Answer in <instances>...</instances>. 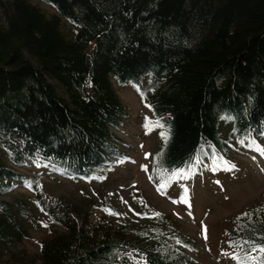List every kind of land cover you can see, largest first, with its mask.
I'll return each instance as SVG.
<instances>
[{
    "label": "trees",
    "instance_id": "16d2710c",
    "mask_svg": "<svg viewBox=\"0 0 264 264\" xmlns=\"http://www.w3.org/2000/svg\"><path fill=\"white\" fill-rule=\"evenodd\" d=\"M37 1L53 13L0 0V195L26 189L58 231L28 260L2 262L0 254V264H193L190 241L165 216L141 226L90 223L44 197L39 178L21 170L103 182L125 152L114 129L127 108L114 85L130 88L149 120L165 126L166 139L151 130L159 182L183 169L186 178L170 182L180 186L225 170L231 151L256 152L264 138V0ZM141 126L150 132L145 118ZM30 203L0 199V252L27 237L21 216ZM223 235L233 264L230 242L264 243V200L233 216Z\"/></svg>",
    "mask_w": 264,
    "mask_h": 264
},
{
    "label": "rangeland",
    "instance_id": "374dc122",
    "mask_svg": "<svg viewBox=\"0 0 264 264\" xmlns=\"http://www.w3.org/2000/svg\"><path fill=\"white\" fill-rule=\"evenodd\" d=\"M29 1L46 15L53 13L49 6L37 0ZM3 24L0 10V25ZM71 28L62 21L61 30L66 37L71 36ZM114 87L127 108V117L114 129L124 143L125 152L103 182L66 179L49 170L30 167L21 172L39 178L44 197L61 200L79 218L87 214L90 223L100 218L115 227L122 222L141 226L153 221L155 213H159L174 224L180 236L190 241L194 249L191 253L193 264H233L223 233L233 216L263 203L264 138L256 152L231 151L224 162L226 169L235 166L231 170L204 171L180 186L173 182L158 190L161 182L151 177L149 160L157 149L158 138L155 132H147L141 126V121L149 115L130 88ZM58 92L61 93L59 89ZM33 196L16 185L9 193L0 195V199L8 202L23 200L28 205L27 199ZM106 208L119 215H110ZM21 221L27 229V237L2 247V262L11 260L12 255L28 260L37 252L41 240L58 231L42 209L31 203Z\"/></svg>",
    "mask_w": 264,
    "mask_h": 264
},
{
    "label": "snow or ice",
    "instance_id": "6c2138e0",
    "mask_svg": "<svg viewBox=\"0 0 264 264\" xmlns=\"http://www.w3.org/2000/svg\"><path fill=\"white\" fill-rule=\"evenodd\" d=\"M150 107V106H149ZM145 127L149 131L159 128L162 129L160 135L162 138H167V133L163 131L164 124L161 123L159 119L152 121L149 120V118H145ZM254 143V141L252 142ZM251 146V145H250ZM264 151V150H262ZM197 163H200L199 160H197ZM219 167V165H217ZM234 165H231L226 170H231L234 168ZM187 171H191V168H189ZM180 178H186L185 176V170L181 169L179 171H173L166 179L162 177V182L160 183L158 190L164 189L166 186L170 184V182L174 179H180ZM43 210V209H42ZM110 215H119V213H115L112 210H107ZM156 216H159V213H155ZM251 214L244 213L243 216L250 217ZM240 219V218H238ZM44 227H47V224L44 225ZM207 230L205 229V232ZM179 243V241H178ZM230 246L237 249V253L233 256V259L237 261V264H264V243L257 245L254 241L251 240H241V241H232L230 242ZM135 264H139L138 261H135V258H132Z\"/></svg>",
    "mask_w": 264,
    "mask_h": 264
},
{
    "label": "water",
    "instance_id": "95a60500",
    "mask_svg": "<svg viewBox=\"0 0 264 264\" xmlns=\"http://www.w3.org/2000/svg\"><path fill=\"white\" fill-rule=\"evenodd\" d=\"M108 209H109V208H106V212H107V213H108V211H107Z\"/></svg>",
    "mask_w": 264,
    "mask_h": 264
}]
</instances>
